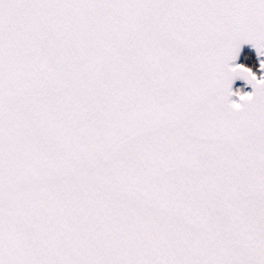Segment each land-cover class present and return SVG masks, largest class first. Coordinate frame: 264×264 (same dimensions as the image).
I'll return each instance as SVG.
<instances>
[{
  "label": "snow or ice",
  "instance_id": "obj_1",
  "mask_svg": "<svg viewBox=\"0 0 264 264\" xmlns=\"http://www.w3.org/2000/svg\"><path fill=\"white\" fill-rule=\"evenodd\" d=\"M0 264H264V0H0Z\"/></svg>",
  "mask_w": 264,
  "mask_h": 264
},
{
  "label": "water",
  "instance_id": "obj_2",
  "mask_svg": "<svg viewBox=\"0 0 264 264\" xmlns=\"http://www.w3.org/2000/svg\"><path fill=\"white\" fill-rule=\"evenodd\" d=\"M244 50H245V52H250L251 54L255 55V49H252L250 45H245V49ZM240 59H241V62H242L243 56H241ZM244 84H245L244 81L238 80L234 84V89L235 88H239V87L243 86ZM245 90H251V86L248 85Z\"/></svg>",
  "mask_w": 264,
  "mask_h": 264
},
{
  "label": "trees",
  "instance_id": "obj_3",
  "mask_svg": "<svg viewBox=\"0 0 264 264\" xmlns=\"http://www.w3.org/2000/svg\"><path fill=\"white\" fill-rule=\"evenodd\" d=\"M249 53H250V52H249ZM250 55H252V54L250 53ZM252 56H253V55H252ZM243 60H244V57H243V59H242V62H243ZM248 63L251 65L252 60H249Z\"/></svg>",
  "mask_w": 264,
  "mask_h": 264
},
{
  "label": "bare ground",
  "instance_id": "obj_4",
  "mask_svg": "<svg viewBox=\"0 0 264 264\" xmlns=\"http://www.w3.org/2000/svg\"><path fill=\"white\" fill-rule=\"evenodd\" d=\"M253 55V54H252Z\"/></svg>",
  "mask_w": 264,
  "mask_h": 264
},
{
  "label": "flooded vegetation",
  "instance_id": "obj_5",
  "mask_svg": "<svg viewBox=\"0 0 264 264\" xmlns=\"http://www.w3.org/2000/svg\"><path fill=\"white\" fill-rule=\"evenodd\" d=\"M254 56V55H253Z\"/></svg>",
  "mask_w": 264,
  "mask_h": 264
}]
</instances>
